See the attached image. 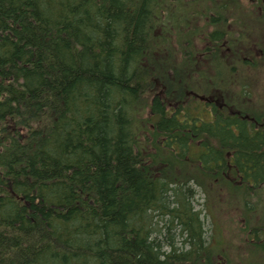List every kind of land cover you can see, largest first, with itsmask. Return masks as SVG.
Wrapping results in <instances>:
<instances>
[{
	"label": "trees",
	"instance_id": "16d2710c",
	"mask_svg": "<svg viewBox=\"0 0 264 264\" xmlns=\"http://www.w3.org/2000/svg\"><path fill=\"white\" fill-rule=\"evenodd\" d=\"M238 2L0 0V264H233L191 184L264 264V110L179 104L161 66L217 68Z\"/></svg>",
	"mask_w": 264,
	"mask_h": 264
},
{
	"label": "flooded vegetation",
	"instance_id": "af4514ba",
	"mask_svg": "<svg viewBox=\"0 0 264 264\" xmlns=\"http://www.w3.org/2000/svg\"><path fill=\"white\" fill-rule=\"evenodd\" d=\"M249 2L252 3L250 7L253 10L249 21L251 26L248 30H245V34L250 33L252 35V30L254 29L255 39L252 35L253 39L248 45H240V37L243 34L244 28L242 27L241 17L234 15V22H232L229 17H226V20L219 21L229 24L227 30H222L218 45V48L223 50L220 56H218V61L220 63L223 62V68L220 66V63L218 65L216 63V68L213 62L209 63L208 59H206L205 68H201L204 75L199 71H197V75H184L192 80L193 83L189 87L181 86V88H175L177 90L176 92H181V99L185 98V100L179 104H225L226 106L230 105L234 107L238 106V104H256L252 101L253 99L244 100L245 97L243 93H249L250 89L254 86L248 77H250V73L253 72L258 65V56L262 55L264 57V51L261 49V46L264 44V0H249ZM240 4L241 3L238 2L236 6H234L233 12L235 14L240 13ZM229 12H232L230 8ZM222 23L219 24L222 26ZM213 30L212 28V30L208 32L209 40L213 38ZM169 74L173 75L171 71ZM206 74L208 77H205ZM163 79L164 76L161 80L163 81ZM175 79L176 85H178L182 80V76L179 79L178 76H176ZM201 83H203L204 86H202ZM176 85L173 87H176ZM161 86L164 87V84H161ZM233 88H237L236 96L232 90ZM161 97H163L162 94ZM192 99H197L199 101L196 103ZM178 117L180 116L178 115ZM211 118L213 117L205 115V117L200 118V121L210 122L214 120V118Z\"/></svg>",
	"mask_w": 264,
	"mask_h": 264
},
{
	"label": "rangeland",
	"instance_id": "374dc122",
	"mask_svg": "<svg viewBox=\"0 0 264 264\" xmlns=\"http://www.w3.org/2000/svg\"><path fill=\"white\" fill-rule=\"evenodd\" d=\"M237 3H234L232 5H230L228 7V17L230 18V20L232 22H234V15L237 17H241L242 20V27L243 28V34L240 37V45L242 46H246L248 45L252 39L254 37V29L252 30V35L249 34H245V30H248L250 25V15H252V10L250 7V3L248 0H242L241 2V11L239 14H235L233 12L234 10V6H236ZM229 8L230 10H232V12H229ZM187 18H184V21L181 22V28H177L176 27V33L178 35V31L180 30L182 32V29L184 26H186L187 22L186 21ZM228 24V23H226ZM170 29H172V23H170L169 25ZM247 27V28H245ZM168 30V31H169ZM176 35V37L178 38V36ZM261 49H263L264 51V44L261 46ZM174 51L175 56H169V60L166 61V57L165 55L168 54V52ZM178 51V48L173 46V44H169V46H165L164 48H162L161 52V66L163 64L164 69L167 70H175V75L178 76V79L182 76V80L181 82L176 85L175 88H181V86H185V87H189L192 85L193 81L188 79L187 77H185V71L183 70L184 68H179V66H181V59L179 57L176 56V52ZM166 53V54H165ZM173 53V54H174ZM247 55H251V54H247ZM257 58V57H256ZM258 65L255 68V70L253 72H251L249 80L250 82L254 85L252 87V89H250L249 93L247 94L248 99H253L252 101L256 104H254V110H264V57L262 55L258 56ZM223 68V67H222ZM187 75V74H186ZM169 78H166V80H168ZM202 86L203 83H201ZM173 87V86H172ZM238 87V86H237ZM239 88V87H238ZM234 92V95H237V88H233L232 89ZM148 99L150 100V96H148ZM146 103V101H145ZM195 185H190L193 193L195 192V199H192L191 203L194 206V208L196 210H201L203 213V220L205 221V225H206V229H207V236H210V232H216V235L214 236V238H216V240L218 241H222L223 244L226 247L225 252L229 255V258L231 261H233V264H240L239 260L241 259V256L245 253L244 252V247L241 244V238L238 236V232H231L230 229H236L233 221H230V216L226 214H222V212L220 211L223 210L224 212L226 211V207L227 205L225 203H221L219 207V212L220 215L218 218H213L210 214L213 215V210L211 207V203L213 201L206 199V197L204 196V194L201 192V190L197 187H194ZM208 201H210L208 203ZM210 206V208H208L207 206ZM214 203V202H213ZM216 212V211H215ZM214 216V215H213ZM154 224L155 227H157L158 229H162L163 230V234H162V239H174L177 243L179 240L178 238V229L174 228L173 230L170 231V233H168L167 229H166V225L169 224V219L168 217H166L165 219H161V217L159 215H156L154 218ZM218 233V234H217ZM221 233V235H219ZM222 264H230L228 261H226L225 263Z\"/></svg>",
	"mask_w": 264,
	"mask_h": 264
}]
</instances>
